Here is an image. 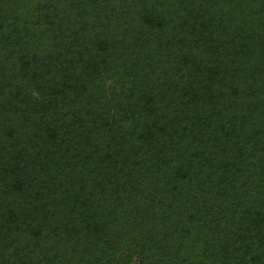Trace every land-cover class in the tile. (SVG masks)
<instances>
[{"label": "trees", "instance_id": "obj_1", "mask_svg": "<svg viewBox=\"0 0 264 264\" xmlns=\"http://www.w3.org/2000/svg\"><path fill=\"white\" fill-rule=\"evenodd\" d=\"M0 264H264V0H0Z\"/></svg>", "mask_w": 264, "mask_h": 264}]
</instances>
